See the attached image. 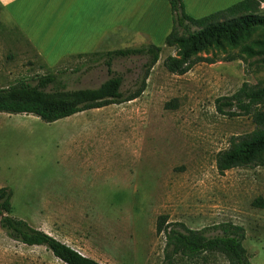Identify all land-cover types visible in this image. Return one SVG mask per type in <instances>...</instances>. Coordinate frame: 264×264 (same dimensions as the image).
I'll use <instances>...</instances> for the list:
<instances>
[{"label": "rangeland", "instance_id": "374dc122", "mask_svg": "<svg viewBox=\"0 0 264 264\" xmlns=\"http://www.w3.org/2000/svg\"><path fill=\"white\" fill-rule=\"evenodd\" d=\"M166 1L168 12L165 2L155 4L152 37L130 33L57 66L45 64L0 7V88L35 84L47 74H58L69 89L96 88L109 78L104 63L109 51L150 44L163 49L146 91L134 101L52 124L0 113V188L13 192V217L100 264H166V236L157 231L162 216L166 225L194 230L241 225L252 264H264V165L224 174L217 168L231 139L256 128L248 116L219 113L217 101L246 83L264 86L263 57L243 52L264 38V30L236 46H213L200 54L202 62L178 76L164 66L167 57L178 56L165 45L174 25ZM183 1L187 14L203 18L241 0ZM148 60L115 59L112 69L124 76L123 91L137 89ZM203 263L228 264L220 255ZM0 264L66 263L43 246L11 239L0 227Z\"/></svg>", "mask_w": 264, "mask_h": 264}, {"label": "trees", "instance_id": "16d2710c", "mask_svg": "<svg viewBox=\"0 0 264 264\" xmlns=\"http://www.w3.org/2000/svg\"><path fill=\"white\" fill-rule=\"evenodd\" d=\"M168 1L174 25L165 45L176 48L178 56L167 57L164 66L178 76L187 74L202 62L200 54L213 46L222 43L236 46L255 30H264V15L260 14L264 0H242L203 18L187 14L183 0ZM162 50L150 44L109 51L104 61L109 78L96 88L69 89L58 74L38 77L35 84L20 81L0 88V113L33 115L52 124L82 112L134 101L146 91L147 80ZM243 52L248 57L262 56L264 62V38L252 41ZM135 56H148L149 60L143 65L140 85L134 91L125 92L124 76L112 67L117 58ZM217 109L230 117L248 116L256 126L251 133L231 139L229 149L218 156L219 172L264 165V86L246 83L234 95L220 98ZM12 197L13 192L8 187L0 188V227L8 237L28 246H43L66 264H100L27 221L13 217ZM167 222V217L162 216L157 225L158 233L166 236V264H200L217 255L224 257L228 264H252L244 247L246 231L241 225L227 222L194 230L182 223L166 225ZM211 231L213 235H209Z\"/></svg>", "mask_w": 264, "mask_h": 264}, {"label": "crops", "instance_id": "0c3cea01", "mask_svg": "<svg viewBox=\"0 0 264 264\" xmlns=\"http://www.w3.org/2000/svg\"><path fill=\"white\" fill-rule=\"evenodd\" d=\"M159 1L168 12L166 0H0V7L45 64L57 66L69 57L94 54L105 41H122L130 33L152 37Z\"/></svg>", "mask_w": 264, "mask_h": 264}]
</instances>
